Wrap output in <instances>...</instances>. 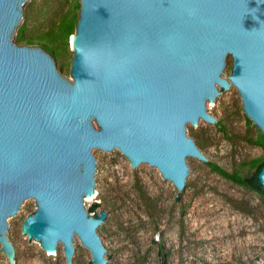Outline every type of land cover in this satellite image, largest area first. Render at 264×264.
<instances>
[{
	"label": "water",
	"instance_id": "95a60500",
	"mask_svg": "<svg viewBox=\"0 0 264 264\" xmlns=\"http://www.w3.org/2000/svg\"><path fill=\"white\" fill-rule=\"evenodd\" d=\"M31 1L0 0V244L21 261L13 223L37 204L29 243L77 264L81 242L112 264L114 223L88 212L101 194L112 208L95 157L157 169L188 196L191 161L217 163L191 128L222 125L210 109L231 85L264 135V0H81L73 82L60 56L18 42Z\"/></svg>",
	"mask_w": 264,
	"mask_h": 264
},
{
	"label": "rangeland",
	"instance_id": "374dc122",
	"mask_svg": "<svg viewBox=\"0 0 264 264\" xmlns=\"http://www.w3.org/2000/svg\"><path fill=\"white\" fill-rule=\"evenodd\" d=\"M81 8V0H32L25 33L36 37L48 32L71 12L79 20ZM71 38L67 51L59 56L73 82ZM230 89L226 94L221 88L223 102L210 109L222 125L191 128V138L206 158L228 172L247 175L252 171L246 164L264 157V150L253 144L262 132L245 113L236 87ZM95 158L104 174L99 182L112 208L101 194L88 212L93 217L107 212L114 223L101 232L111 241L109 250L118 252L112 264H161L158 243L165 247L168 264H264L263 196L192 161L196 177L186 196L157 169H142L139 174L121 155ZM37 208L29 204L27 214L13 223L12 241L23 254L16 264H69L64 250L50 257L29 243L25 222ZM77 248L82 252L77 264H94L88 248L81 242ZM0 264H12L1 244Z\"/></svg>",
	"mask_w": 264,
	"mask_h": 264
},
{
	"label": "trees",
	"instance_id": "16d2710c",
	"mask_svg": "<svg viewBox=\"0 0 264 264\" xmlns=\"http://www.w3.org/2000/svg\"><path fill=\"white\" fill-rule=\"evenodd\" d=\"M78 21L79 20L77 16L71 12L65 15L54 29L39 34L36 37L27 36L25 33V28L22 27L18 30L17 40L18 42H23L28 46L38 42L41 45V48L47 53L50 55L59 56L61 52L67 51L69 47V40L71 36L75 34ZM253 144L264 150V135L260 134V136L253 141ZM197 146L199 147V145ZM207 164L213 172L219 174L225 179L236 185L256 192L260 196L264 197V188L262 187L258 178L259 173L264 167V157L250 160L246 164V167H249V169L252 171L251 174L247 175H241L238 172H228L223 167L214 162H208ZM95 207H97V205H95L94 208ZM158 255L161 264H168V256L166 254L165 247L160 243H158Z\"/></svg>",
	"mask_w": 264,
	"mask_h": 264
},
{
	"label": "bare ground",
	"instance_id": "6f19581e",
	"mask_svg": "<svg viewBox=\"0 0 264 264\" xmlns=\"http://www.w3.org/2000/svg\"><path fill=\"white\" fill-rule=\"evenodd\" d=\"M76 40H77L76 35L72 36L71 41H72V45H73L74 47L76 46Z\"/></svg>",
	"mask_w": 264,
	"mask_h": 264
}]
</instances>
